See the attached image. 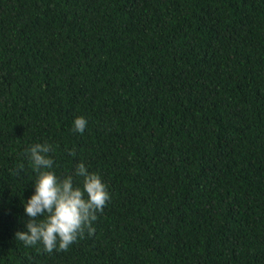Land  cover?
Returning a JSON list of instances; mask_svg holds the SVG:
<instances>
[{
	"label": "trees",
	"instance_id": "obj_1",
	"mask_svg": "<svg viewBox=\"0 0 264 264\" xmlns=\"http://www.w3.org/2000/svg\"><path fill=\"white\" fill-rule=\"evenodd\" d=\"M45 142L111 197L52 253L16 239ZM0 264H264V0H0Z\"/></svg>",
	"mask_w": 264,
	"mask_h": 264
},
{
	"label": "clouds",
	"instance_id": "obj_2",
	"mask_svg": "<svg viewBox=\"0 0 264 264\" xmlns=\"http://www.w3.org/2000/svg\"><path fill=\"white\" fill-rule=\"evenodd\" d=\"M87 123L86 118L77 117L73 131L84 133ZM54 151L48 142L36 143L28 149L37 178L35 192L25 203L29 217L27 230L16 233V239L25 246L42 243L48 253L67 251L85 231L94 235L93 222L97 220V213L103 212L111 198L100 175L90 173L83 162L75 170V177L83 178L82 187L75 184L73 175L58 177L53 170L55 162L51 153ZM70 155L75 156V149L70 150ZM23 168L21 164L19 170Z\"/></svg>",
	"mask_w": 264,
	"mask_h": 264
}]
</instances>
